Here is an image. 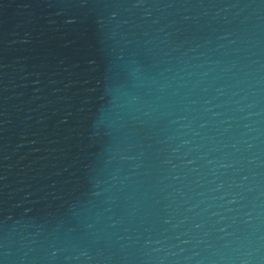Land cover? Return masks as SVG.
I'll use <instances>...</instances> for the list:
<instances>
[{
  "label": "water",
  "instance_id": "95a60500",
  "mask_svg": "<svg viewBox=\"0 0 264 264\" xmlns=\"http://www.w3.org/2000/svg\"><path fill=\"white\" fill-rule=\"evenodd\" d=\"M0 264H264V0H0Z\"/></svg>",
  "mask_w": 264,
  "mask_h": 264
}]
</instances>
